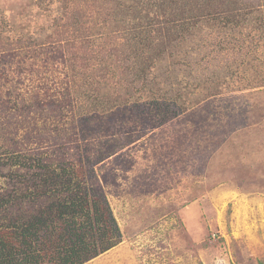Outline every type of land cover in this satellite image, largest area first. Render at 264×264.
<instances>
[{
	"label": "rangeland",
	"instance_id": "374dc122",
	"mask_svg": "<svg viewBox=\"0 0 264 264\" xmlns=\"http://www.w3.org/2000/svg\"><path fill=\"white\" fill-rule=\"evenodd\" d=\"M96 1L103 0H72L70 17L81 18L83 28L92 27L96 20L89 11L99 4ZM120 1L122 9L116 10ZM214 1L112 0L111 19L145 11L140 23L146 30L153 25L146 14L149 9L165 15L163 19L184 11L187 18L200 12L208 15L212 8L234 9L242 27L233 35L240 41L238 51L245 60L263 61L264 0H220V6ZM160 2L167 5L155 8ZM47 4L0 0V72L8 74L5 79L0 74V199L12 200V212L48 205L39 198L42 174L37 164L63 165L75 168L78 175L110 181L104 191L122 232L117 247L86 264H264L261 74L233 64L234 54L214 49L220 40L211 33L216 30L212 22L205 20L189 34L160 19L153 26L165 41L166 32L184 37L177 47L167 49L166 59L157 60L154 72L165 78L164 86L184 83L185 111L154 128L141 125L136 111L114 121L99 115L80 118L96 109L94 99L85 96L88 79L81 87L85 78L89 74L95 83L105 80L96 61L102 52L100 39L81 51L89 66H71L67 49L74 51L70 40L77 36L56 32L60 8H45ZM112 24L115 21L98 23L96 38L104 33L112 49H121L122 59L132 60L131 50L142 45L128 44L124 32L115 36L118 28ZM160 47L156 43L146 56L152 61L164 56ZM227 63L234 74L219 86V80L226 81ZM165 73L169 74L164 77ZM106 147L116 155L95 164ZM4 210L0 209L3 219Z\"/></svg>",
	"mask_w": 264,
	"mask_h": 264
},
{
	"label": "trees",
	"instance_id": "16d2710c",
	"mask_svg": "<svg viewBox=\"0 0 264 264\" xmlns=\"http://www.w3.org/2000/svg\"><path fill=\"white\" fill-rule=\"evenodd\" d=\"M38 1L48 3L45 8L59 6L60 11H62L61 14L58 11L54 21L55 25L53 27L58 30L57 33L63 32L68 35L72 32L77 36L78 41L70 40V38L67 40V43L70 40L74 44V51L70 47L67 49L68 56L66 59L71 62V66L76 67L79 65L78 62L89 66L88 62L84 61L85 57L81 55V51H84L85 47L94 46L95 42L99 41L100 43L99 47L102 52L98 55L99 60L96 61L101 66L104 73L102 78L105 80L104 83L100 81L95 83L89 74L85 78L86 80H84L81 87L88 79L89 88H87L85 96L89 94V97L94 99L96 109L90 110L88 114H86V111L88 112L86 110L85 115L80 116V118L85 119L90 116L95 118L99 115L109 116L114 121L118 117L125 119L126 114L136 111L135 114L139 117L141 125L144 127L151 125L154 128L161 126L165 121L167 122L185 111L188 103L181 98L183 97L182 93L185 92L182 90L184 89V83H171V86L169 82V85L164 86L162 79L165 78H161L163 76L154 72L157 67V60L166 59L167 49L170 46L177 47L176 43L184 37V35L183 37L181 35L176 37L171 32H166L169 41H165L162 37L163 34H158V29L153 26L157 25V22L161 21L160 19L165 25L176 24L179 28H184L183 33L189 34L205 20L212 22L216 30L211 33L218 34L217 39L220 40L213 46L214 49L222 53L234 54L237 61L235 59L232 62L233 64H238L240 67L247 69H255L257 73L261 74V79L264 81L262 77L264 60L261 61L257 57L245 60L246 58L240 54L241 51H238L241 49L239 46L240 41L234 38L233 35L242 27L235 18L236 10L234 9L227 10L228 12H219L217 8H212L211 13H208V15L200 12L198 15L195 14L187 18L184 16V11L179 13L178 16L176 14V18L169 19H163L165 15L163 17L157 16L156 13H151L149 9L146 14H148L153 25H148L149 27L144 30L145 26L140 23V19L145 15V11L139 12V15H134L132 18H128L125 14L119 19H111L114 13L110 9L112 0H103L96 1L99 4H95L96 8L89 11V16L96 20L93 26L83 28L85 24H83L81 18L70 17L69 9L73 3L72 0ZM214 2L212 3L217 4V6L222 5L220 0ZM173 3L170 2V4ZM122 5V1L116 2V10L118 7L122 9ZM165 5H167L166 2H160L155 5V8ZM47 11H51V9H47ZM2 20L0 15V25ZM113 21H115V24H112L113 28H118L115 36L118 37L124 32L123 37L127 39L128 44L142 45L140 50L134 53L131 50V53L135 54L132 60L131 56L130 59L128 57L122 59L121 49H112L111 44L103 39L104 33L101 34V30L99 31L101 35L96 38L98 37L97 30H99L97 24L102 22L108 25ZM20 26H23V23H20ZM150 28L151 31H149ZM96 31L97 33H95ZM36 37H38V34H34V41ZM97 39L100 40L97 41ZM156 43L157 45L158 43L161 44L158 51L164 56L154 57V61H152L146 54ZM63 48L65 50V47ZM249 57H251L250 54ZM141 59H143V62H141ZM25 61L29 63L27 59ZM92 65L95 67V64ZM225 73L227 74L226 81L219 80V86H224L229 80V76L234 74L230 63H227L224 68ZM0 74L1 78L8 77L6 73L5 76L1 72ZM168 74L163 75L166 77ZM89 78L91 79L89 80ZM110 79L113 80L114 85L109 86ZM137 81L140 86L137 85ZM104 90L107 91L104 92ZM71 96L68 94L66 97L71 99ZM113 150L109 147L104 148L100 156L94 159V163L99 164L104 159L116 155V153H112ZM37 169L42 174L39 198L42 201H47L48 205L38 207L31 212L23 209L12 212V207L9 205L13 203L12 200L7 201L3 197L0 199V209L5 208L4 211L7 214L4 219L0 218V264H86L121 243L122 232L104 191V186L109 184L110 181L105 179V182H102L98 175L92 174L94 170L90 172L91 177L82 175L83 172L81 176L78 175L79 173L76 174L75 168L67 169L65 166L58 164L39 162Z\"/></svg>",
	"mask_w": 264,
	"mask_h": 264
}]
</instances>
